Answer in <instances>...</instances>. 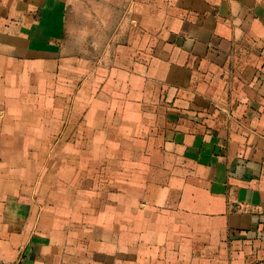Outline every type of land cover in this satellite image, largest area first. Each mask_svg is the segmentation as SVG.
Listing matches in <instances>:
<instances>
[{"label":"crops","instance_id":"obj_1","mask_svg":"<svg viewBox=\"0 0 264 264\" xmlns=\"http://www.w3.org/2000/svg\"><path fill=\"white\" fill-rule=\"evenodd\" d=\"M133 3L132 107L61 113L67 2L0 0V264H264V0ZM114 114L132 171L58 170L56 130Z\"/></svg>","mask_w":264,"mask_h":264},{"label":"rangeland","instance_id":"obj_2","mask_svg":"<svg viewBox=\"0 0 264 264\" xmlns=\"http://www.w3.org/2000/svg\"><path fill=\"white\" fill-rule=\"evenodd\" d=\"M65 1L67 10L64 60L58 67L51 91L56 94V99L52 101L54 107L61 113L70 111L72 107L75 111L83 110L90 97L91 106L97 109L132 107L133 94L130 88L133 82L127 72H132L133 61L137 62L138 56H143L141 59L146 60L150 54L145 50V41L148 40L145 35L146 27L139 19L133 0ZM19 68L12 66V69ZM121 70L125 71V76L122 84L118 85L117 80L122 79ZM106 72L108 76L105 75ZM108 78L107 89L113 99L105 101L99 99L97 94ZM86 90H92L93 96L89 94V98H86ZM144 103L148 104L150 101ZM114 123L115 114L107 117L102 133L96 131L99 134L94 137L93 132L91 143L94 145L90 147L83 145L86 136L85 131L80 128L82 124H79V120L74 125L71 122L63 130H56L58 170L94 172L93 182L96 179L100 182V175L95 174L101 172L107 171L110 176L122 170L123 166L126 171H132V163H118L116 156L132 155L133 148L100 144L103 140L108 142V138L114 140L117 137L118 129ZM143 129L142 126V134ZM71 142L76 145H64Z\"/></svg>","mask_w":264,"mask_h":264}]
</instances>
